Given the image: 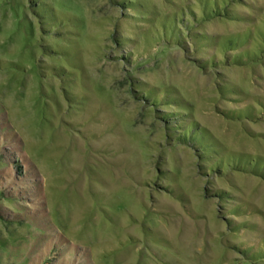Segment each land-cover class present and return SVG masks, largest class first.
<instances>
[{
    "label": "rangeland",
    "instance_id": "374dc122",
    "mask_svg": "<svg viewBox=\"0 0 264 264\" xmlns=\"http://www.w3.org/2000/svg\"><path fill=\"white\" fill-rule=\"evenodd\" d=\"M213 2L0 0V264H264V0Z\"/></svg>",
    "mask_w": 264,
    "mask_h": 264
},
{
    "label": "trees",
    "instance_id": "16d2710c",
    "mask_svg": "<svg viewBox=\"0 0 264 264\" xmlns=\"http://www.w3.org/2000/svg\"><path fill=\"white\" fill-rule=\"evenodd\" d=\"M228 2H229V0L227 2H225L224 0L219 1V2L214 0L213 5H211L210 7L206 8V9H204L202 11L203 16H206V17L209 16V15H210V17L211 16H217V15L226 16V5H227ZM193 18L194 17H192V21H194ZM182 23L184 24L185 20H181V24ZM188 25L185 24L183 26L186 29H189ZM170 36H174L175 40L177 39V36L174 34L173 30L170 32ZM179 37H180V35H179ZM238 37H239L238 35H236L235 37H230V38L228 37V39H226V41H225L226 48L227 49H231V50H233L234 48H237L236 46L238 44L237 43L238 42V39H237ZM177 41H178V39H177ZM244 58H245V55H244ZM248 59L251 61V60H255L256 57H254V58L252 57V58H248ZM235 60H236V58H233V59H231V62L235 61ZM213 61H214L213 57H211L208 62L210 64ZM241 62H243V63L244 62H248V60L244 59ZM201 67H205V65L201 64ZM154 99H155V101H159V99H157V98H154ZM179 113L183 114V115H181L182 117L185 116L184 113H182V111H179ZM166 115H168V114L166 113ZM227 117L235 118L233 115H227ZM163 118H164V120H166V122H171V121H169L170 119H167L165 116H163ZM176 126L177 125H174L175 128H176ZM195 126H197L196 123L192 122V121H189L187 123V125L185 123L184 127H182L181 123H179V125L177 126V128L179 127V131H176L175 141L173 140V142H177V143H181V144H187V145H189V146H191L193 148H197L198 150L202 151V153H205V154L215 153L216 147L218 146L217 143L212 139V137L210 135H207L206 132H205L206 134H202L201 133L202 131L200 133L196 132L193 135V131H194V127ZM167 130L169 131V129H167ZM168 135H169V133H168ZM222 156H223V159H224L225 164H226L227 167L228 166L229 167L233 166V168H235L237 166V168H235V169L243 170V171H253V170L244 169V167H243V159L241 157H239V156L227 157L224 154ZM221 168H223V167H221ZM258 172H260V171H258ZM42 258H43V256L40 253H38L35 256V259H34L35 264H41L42 263ZM57 264H63V263L62 262L61 263L58 262Z\"/></svg>",
    "mask_w": 264,
    "mask_h": 264
}]
</instances>
